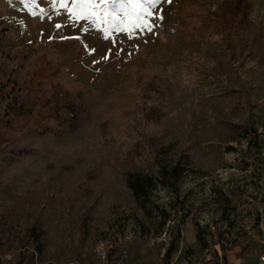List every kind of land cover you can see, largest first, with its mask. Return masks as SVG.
I'll list each match as a JSON object with an SVG mask.
<instances>
[{
	"label": "rangeland",
	"instance_id": "374dc122",
	"mask_svg": "<svg viewBox=\"0 0 264 264\" xmlns=\"http://www.w3.org/2000/svg\"><path fill=\"white\" fill-rule=\"evenodd\" d=\"M235 1L0 0V264H263L264 0Z\"/></svg>",
	"mask_w": 264,
	"mask_h": 264
},
{
	"label": "trees",
	"instance_id": "16d2710c",
	"mask_svg": "<svg viewBox=\"0 0 264 264\" xmlns=\"http://www.w3.org/2000/svg\"><path fill=\"white\" fill-rule=\"evenodd\" d=\"M231 8L236 13H244L247 8H250V4L248 0H236L231 4ZM183 169H181L179 166H176L173 168V170L167 173L165 175L166 182H160L161 185L165 186L168 185V182H175L178 180V178L182 175ZM164 179V178H163ZM126 183L127 187L131 191L132 195L138 199V200H146L149 197L150 192L156 187L157 181L152 176L148 175H138L130 173L126 177ZM198 240H200L199 234L197 235ZM33 240V237L27 238L26 245L28 246L30 242ZM176 241L171 240L170 245L167 248V253L173 249V246ZM202 247H204V244H202ZM39 251V248H37ZM26 259V255L23 253L20 256V259L16 264H23Z\"/></svg>",
	"mask_w": 264,
	"mask_h": 264
},
{
	"label": "snow or ice",
	"instance_id": "6c2138e0",
	"mask_svg": "<svg viewBox=\"0 0 264 264\" xmlns=\"http://www.w3.org/2000/svg\"><path fill=\"white\" fill-rule=\"evenodd\" d=\"M22 3H28L29 0H21ZM31 3H35V0H30ZM157 0H72L73 6H79L80 11L76 12L74 9H69L73 11L74 15H81L85 11L90 15H94L93 9L98 8L101 5L106 6L104 8L105 12H110L112 14L118 12H124L130 10L132 13L139 15L147 11L148 8L154 7ZM61 7H67L64 0H61ZM150 14V13H149ZM59 28L60 25H57Z\"/></svg>",
	"mask_w": 264,
	"mask_h": 264
},
{
	"label": "built area",
	"instance_id": "2783aa9c",
	"mask_svg": "<svg viewBox=\"0 0 264 264\" xmlns=\"http://www.w3.org/2000/svg\"><path fill=\"white\" fill-rule=\"evenodd\" d=\"M168 236H169V232H168L167 227H166L165 230L161 233L159 239L165 241V240L167 239ZM260 261H261V263L264 264V255H262V256L260 257Z\"/></svg>",
	"mask_w": 264,
	"mask_h": 264
}]
</instances>
